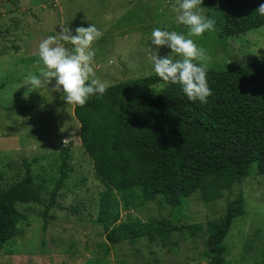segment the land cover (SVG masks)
I'll return each instance as SVG.
<instances>
[{
  "label": "rangeland",
  "instance_id": "rangeland-1",
  "mask_svg": "<svg viewBox=\"0 0 264 264\" xmlns=\"http://www.w3.org/2000/svg\"><path fill=\"white\" fill-rule=\"evenodd\" d=\"M174 4L173 0H0V189L29 172L41 188V201L46 203L61 175L59 151L67 153L66 178L47 213L55 227H48L45 233L41 230L43 204L18 205L26 217L19 226L23 233L0 250V264H29L31 258L40 264L38 251L33 250L41 235L62 241V248L58 246L51 251L52 256L46 255L47 264H264V176L254 167L239 188L212 203L203 202L198 194L185 199L172 214V219H177L175 227L184 226L181 232H167L162 239L152 230V239L106 243L103 228L95 222L105 186L96 178L82 148L74 106L65 102L62 93L51 91L54 80L49 90L28 91L27 78L38 76L42 66L39 44L65 26L73 35L77 27L90 24L103 32L92 46L93 67L101 81L113 85L155 74L149 55L150 48L155 51L152 30L187 35V27L176 20ZM201 7L204 15L218 21L215 9ZM215 28L193 37L210 57L208 66L230 68L264 58V26L233 38H220L219 28ZM157 56L176 59L167 47H160ZM238 192L244 215L232 221L221 242L224 252L219 254L209 238L214 227L222 223L227 202ZM169 213L170 208L156 199L144 207L120 210L118 222H157ZM69 238L75 239L77 252L65 255Z\"/></svg>",
  "mask_w": 264,
  "mask_h": 264
},
{
  "label": "trees",
  "instance_id": "trees-1",
  "mask_svg": "<svg viewBox=\"0 0 264 264\" xmlns=\"http://www.w3.org/2000/svg\"><path fill=\"white\" fill-rule=\"evenodd\" d=\"M262 3L203 0L201 5L218 12L219 37L233 38L264 26V16L256 12ZM207 80L213 94L205 104L189 101L180 84L164 85L155 73L118 81L102 97L93 95L84 107L74 106L82 148L105 186L95 222L103 228L106 243L152 239V230L162 239L167 232H181L184 226L175 227L172 214L185 199L198 194L203 202L212 203L239 188L252 167L264 176V58L230 68L208 66ZM59 155L61 175L46 203L29 172L0 189V250L23 233L19 226L26 217L17 209L20 204H43L41 230L55 227L47 213L67 174V153L62 149ZM156 199L170 208L168 218L118 222L120 210L144 207ZM243 215L238 192L209 238L215 252H224L222 240L232 221ZM74 241L68 239L65 255L77 252ZM61 244V238L41 235L33 253L38 251L39 263L47 264L46 255L52 256ZM31 259L28 263L36 264Z\"/></svg>",
  "mask_w": 264,
  "mask_h": 264
},
{
  "label": "clouds",
  "instance_id": "clouds-1",
  "mask_svg": "<svg viewBox=\"0 0 264 264\" xmlns=\"http://www.w3.org/2000/svg\"><path fill=\"white\" fill-rule=\"evenodd\" d=\"M203 0H175L173 11L177 13L176 20L187 27V35L176 31L154 28L151 33V43L155 51L149 49V55L154 65L156 75L164 85L180 84L189 101L207 103L212 90L208 86L207 56L205 49L198 47L193 37H201L205 32L216 30V21L204 15L201 7ZM256 12L264 16V3ZM103 36V32L94 24L88 27H77L75 35L65 26L59 34L44 39L38 47L39 63L42 65L39 75H30L26 80L28 91L51 88L52 92H60L68 105L84 107L93 95L103 96L109 87L107 82L96 76L93 62L94 42ZM66 42L71 49L64 46ZM167 47L175 54L158 58L157 50ZM231 63V62H230ZM49 90V89H48Z\"/></svg>",
  "mask_w": 264,
  "mask_h": 264
}]
</instances>
